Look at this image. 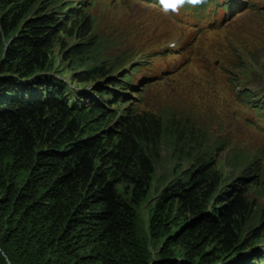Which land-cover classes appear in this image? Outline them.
Returning a JSON list of instances; mask_svg holds the SVG:
<instances>
[{
  "label": "trees",
  "instance_id": "trees-1",
  "mask_svg": "<svg viewBox=\"0 0 264 264\" xmlns=\"http://www.w3.org/2000/svg\"><path fill=\"white\" fill-rule=\"evenodd\" d=\"M51 1H0V264H264L258 207L240 186L260 181V166L226 186L209 162L214 142L151 114L119 116L125 97L92 62V20L73 12L68 28L40 8ZM71 31L68 59L91 63L79 74L88 93L57 85L53 43ZM164 140L192 151L195 169L157 192Z\"/></svg>",
  "mask_w": 264,
  "mask_h": 264
},
{
  "label": "rangeland",
  "instance_id": "rangeland-1",
  "mask_svg": "<svg viewBox=\"0 0 264 264\" xmlns=\"http://www.w3.org/2000/svg\"><path fill=\"white\" fill-rule=\"evenodd\" d=\"M153 2L53 0L40 8L68 23V28L71 23L64 20H70L73 12H83L92 20L93 35L101 47L92 62L111 74V90L123 92L125 102L116 105L119 116L129 112L137 117L151 114L167 123L170 132L182 131L184 136L194 134L214 142L209 162L226 186L237 184L241 169L250 167L251 162L254 169L260 166L262 179H249L240 186L256 202V226L262 228L264 121L254 115L242 91L264 95V0H244L246 5L236 12L246 10L231 13L216 26H209L210 19H200L202 11L198 15L184 10L173 14ZM249 2H256L251 10ZM215 7V3L209 5L210 18ZM74 33L59 34L53 43L57 85L74 84L79 86L77 91L88 93L95 85H84L79 74L91 66L90 60L81 56L68 59V52L78 44ZM122 83L127 86L120 89ZM155 159L153 188L157 192L195 169L193 152L176 149L168 140L155 153ZM148 208L147 204L138 208L145 220L149 218ZM260 234L264 236V230ZM260 247L261 243L255 249L264 253Z\"/></svg>",
  "mask_w": 264,
  "mask_h": 264
},
{
  "label": "clouds",
  "instance_id": "clouds-1",
  "mask_svg": "<svg viewBox=\"0 0 264 264\" xmlns=\"http://www.w3.org/2000/svg\"><path fill=\"white\" fill-rule=\"evenodd\" d=\"M162 2L164 3L166 9L176 11L180 6L184 5L186 2L190 4H197L200 2V0H172L171 3H169V0H162ZM130 85H132L131 82L129 83V86Z\"/></svg>",
  "mask_w": 264,
  "mask_h": 264
},
{
  "label": "bare ground",
  "instance_id": "bare-ground-1",
  "mask_svg": "<svg viewBox=\"0 0 264 264\" xmlns=\"http://www.w3.org/2000/svg\"><path fill=\"white\" fill-rule=\"evenodd\" d=\"M246 9H247V8H246ZM234 13H235V15H236V14H238V13H240V12H236V11H235Z\"/></svg>",
  "mask_w": 264,
  "mask_h": 264
}]
</instances>
